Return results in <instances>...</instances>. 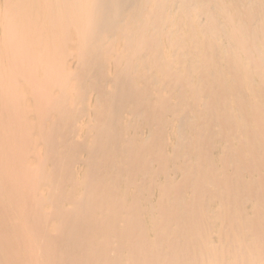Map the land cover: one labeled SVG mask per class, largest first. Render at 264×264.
<instances>
[{
  "label": "rangeland",
  "instance_id": "rangeland-1",
  "mask_svg": "<svg viewBox=\"0 0 264 264\" xmlns=\"http://www.w3.org/2000/svg\"><path fill=\"white\" fill-rule=\"evenodd\" d=\"M95 2V0L53 1L41 15V22L32 24L30 30L26 28L29 32L45 28V31L51 33L50 17L57 15L60 17L55 22L62 17L61 15H66L64 17L73 23L70 27L74 24L79 25L80 31L69 29L70 41L64 50L70 53L61 62L59 54L42 53L36 38L33 39L34 42L27 44V47L32 45L34 49L22 48L23 40L20 47L5 42V2L0 0L2 51L0 65L6 69L16 70L17 75L15 80L12 79L14 99L5 93L9 87V77L5 76L0 80V104L10 105V111L0 112V122L7 128L19 131L21 144L19 161L23 159L24 163L31 167H40L45 176L53 173L59 177L62 174L64 178L68 175L73 182L64 184L62 193L77 198H82L85 194V188L81 187V184L85 179L86 159L89 157L86 148L98 147L112 140L109 137L102 138L100 132L107 125L102 121L114 124L115 133L119 138L111 144V147L113 146L111 150L116 151L117 158L113 160L101 152L98 154L99 167L111 179L120 176L116 182L119 197L126 200L127 209L133 200L139 201L135 208L137 217L142 220L145 237L155 247L153 249L156 250V246H159L156 251L169 256L171 249L177 250L176 248L186 243L178 242V236L169 232V229L175 231L176 226L158 222L161 216L158 203L164 200L163 205L166 208L175 210L178 203L192 200L194 193L191 189L176 193L179 202L173 200L175 196H171V192L166 195V191L170 190V185L181 184L182 174L188 170L193 173L192 168L199 164L192 152L186 148L188 142L195 139L198 134H204L207 138L201 142L205 150L204 160L208 154L211 158L209 163L205 160V164H201L205 173H210V169L215 166L220 174L232 178L230 181L232 183H235L234 177L239 176L241 179L244 177L242 181L250 182L247 184L250 188L244 190L254 187L252 190L264 198V190L260 189L262 187L260 184L264 181V170L251 174L234 165L222 167L221 162L222 150L227 146V141L235 146L234 149L240 148L243 143L245 146L251 143L247 140L245 132L242 135L240 115L245 116L249 127H254V119L258 118V112L262 111L260 119L264 123V0H207L209 5L202 4V0H103L104 9L98 14L101 25L103 24V27L100 25L97 34L98 44L101 46L98 63L95 66L93 64L83 66L79 60L81 48L78 45V34L82 28L85 33L89 29L86 26L81 28L83 24L77 16L80 10L92 14L91 5L96 4ZM188 3L191 4L190 8L186 7ZM44 4V1H40L42 8ZM236 7L240 10L236 9V12H233ZM180 19L182 20L178 21ZM179 22L183 24L180 25ZM19 27L23 30L24 26L20 24ZM57 33L60 37L57 48L62 51V34L59 29ZM142 34L147 35L145 36L148 39L147 43L151 46L148 51V64L141 58L143 52H138L136 47ZM128 41L132 43V47L127 44ZM240 43L241 45L255 43V46L249 51L251 49L246 50L244 46L239 45ZM107 46L112 50L109 55L104 51ZM15 49L16 51L22 49L23 52H18L15 56L19 64L21 61L24 62L23 60H32L35 63L34 67L24 62L26 65H20L22 70H19L11 60ZM39 61L43 62V65L47 64L49 69L43 68L41 63L39 65ZM81 69L84 73H81ZM209 70L213 74H208ZM30 71H34V79L27 76ZM129 88H136L138 99L148 100L151 107L158 108L159 116H151L149 109H144L145 113L139 115L134 113L130 95L122 94V98L115 101L123 89ZM159 95L167 107L163 105L158 107ZM39 96L44 99L53 98L57 102L56 110L50 111L51 108L45 109L40 106ZM240 101L244 103L243 107L239 106ZM48 111L50 112L47 114ZM221 112L230 116V123H226V126L221 125ZM42 115L44 118L47 115L46 120ZM207 118H211L215 124L210 125ZM16 120L19 125L14 126L11 121ZM27 125L30 126V131L26 136L24 127ZM42 130L49 131L57 145L59 142H66V139L79 147L69 166L65 159L49 158L50 153L46 146L47 142L43 139ZM240 139H243V142L239 143ZM141 144L150 152L145 156L144 162L149 163V170H143L140 166L132 169L126 154L127 146L141 158L139 148ZM256 149L254 143L253 146L246 147L245 153L255 152ZM54 153H51L52 156ZM55 162L60 164L59 168L55 167ZM62 165L68 167L67 174L64 173L65 167ZM129 178H133L136 185L126 188V180ZM1 179L0 176V216L4 220L3 228L10 238H16V243L30 238V246L33 248L39 246L45 253L63 249V240L80 248L81 242H74L76 238L99 236L83 231L88 227L92 231H97L100 230L99 227H72L74 225L61 227L59 217L54 215V211L50 219L38 215L39 212L43 215L48 214L53 208L48 199L52 191L59 193L57 185L49 184L45 179L21 187ZM139 184L143 190H136L135 187ZM261 190L262 194L259 192ZM202 191L199 190L197 195L202 194ZM210 197L205 198V204L208 201L207 215L214 218L219 213L220 203L216 196ZM62 205L66 209L71 206L70 202L64 201ZM242 205L248 217L254 216V202ZM260 209L261 213H264V207ZM96 215L101 216L98 213ZM221 222L220 219L216 221L212 219L209 225L201 227L206 230L204 237L210 238L214 243L217 241L215 244L220 240L222 228L225 231L228 229V226ZM73 230L75 232H72ZM115 237L112 236L109 245L115 246L122 254L120 263L126 264L128 251H132V246L134 249L140 244L136 240L133 242L125 239L127 238L125 236H122L119 242ZM48 238L49 241L46 243L49 244V248L42 242ZM86 243L84 249H101L100 241ZM129 245L130 249L127 248ZM189 245L195 247L199 244L192 241ZM71 249L76 252V249ZM194 250L195 248H192L190 252ZM21 262H24V259H21Z\"/></svg>",
  "mask_w": 264,
  "mask_h": 264
},
{
  "label": "bare ground",
  "instance_id": "bare-ground-1",
  "mask_svg": "<svg viewBox=\"0 0 264 264\" xmlns=\"http://www.w3.org/2000/svg\"><path fill=\"white\" fill-rule=\"evenodd\" d=\"M40 1L45 2L43 8L40 6ZM53 1L59 0H4V30L6 31L4 38L5 42L11 46L16 45L20 47V43L23 40L22 48L34 49V46L31 45L30 47H27V44L36 38L39 44L36 42L35 43L39 45L40 51L42 53L52 54V52H54V54H59L60 61L63 62L65 57L70 53V51L67 52L64 50V47L70 41L69 29L73 28L76 31H80L79 25L74 24L72 27H70L73 23L72 21L68 20L67 17H64L66 15H61L62 17L55 22V20L60 17L57 15L50 17L49 26L52 27L50 28L52 31L51 33L45 31V28H39V30L35 32H29L30 26L32 24H38L41 22V15L46 12L49 5ZM95 1L96 4L91 5L92 14L83 13L80 10L78 11L77 16L80 17L82 21L83 25H81V28L86 26V28L89 29V31L85 33L82 31V28L81 32L78 34V45H80L81 48L79 60L83 66L89 64H93L95 66L97 65L99 59L98 53L101 46L98 44L97 34L101 25V20L100 15L98 14L104 9L103 3L105 1ZM205 3H207V0H202V4ZM208 3H210V1H208ZM187 5L186 7L190 8L189 5L191 4L188 3ZM225 8L228 7L225 6ZM236 9L239 8L236 7L232 11L234 12ZM52 11L54 10L52 9ZM188 19L187 21L189 22L191 19ZM181 20L182 19L178 21ZM182 22H179V24L182 25ZM20 24H23V30H21L19 27ZM27 27L29 30L26 29ZM101 27H103V24ZM58 29L62 34V51L57 48V44L60 39L57 33ZM91 29L93 30L90 31ZM126 35H129V31ZM142 35L143 36L139 38L140 40L138 41L136 47H138V52H143L141 58H144V61L148 64V51H150L151 46L147 43L148 39L145 37L147 35ZM180 41L182 40L180 39ZM127 44H129L131 47L133 46L129 41ZM239 45L242 47L244 46L243 48L246 50L251 49L249 51H252L255 43H246V45H241L240 43ZM104 51L105 54L108 55L112 52L111 48L108 46L104 49ZM0 52H2L1 46ZM18 52L23 53L22 49L18 51L15 49L11 60L15 65H17L19 70H22L20 65H26L24 62H27L28 66L33 65L34 67L35 63L32 60H23L24 62L21 61L19 64L15 57ZM41 52H39V55H41ZM248 53L250 54V52H247V54ZM40 63L41 61H39V65ZM41 64L43 68L49 69L47 64L43 65V62ZM81 73H84L83 69H81ZM208 74H213V72L209 70ZM5 76L9 77V87L5 93H7L10 98L14 99L15 89L13 87V80H15L17 77L16 70L6 69L0 65V80H3ZM27 76L30 77V79H34V71H30V74ZM27 76H25V78H27ZM135 91H137L136 88H129L128 90L123 89L122 93L118 98L115 99V101L117 99H121L122 94L130 95V102L133 104L132 111L134 113L139 115L145 113L144 109H149L151 116H159L158 108L151 107L152 105L148 100L138 99L136 97ZM38 102L40 106L45 109L51 108L50 111L56 110L57 102L53 98L44 99V97L39 96ZM157 103L158 107H161L162 105L167 107L165 104L166 102L160 95L157 97ZM112 105H110V107ZM141 105H143V107H141ZM239 106L243 107L244 103L240 101ZM9 109L10 105L5 106V104H0V112L3 110L8 112L10 111ZM50 111H48L47 114ZM261 112L262 111H259V117L254 119V127H249L245 116L243 114L240 115L242 120L241 127L243 129L242 135H244L245 132L248 136L247 140L251 141V143L247 144L246 146L245 143H243L240 148L234 149L235 146L227 141V146L222 150V167L234 165V167H237L243 171L247 170L246 172H250L251 174L259 172L260 170H264V123H262L260 119L263 114ZM60 114H62V110ZM61 116L63 117V115H60V117ZM42 117L44 120H46L47 115L45 118L44 115H42ZM206 120L210 125L215 124L211 118H207ZM220 122L222 126H226V123H230V116L224 112H221ZM11 123L14 126L19 125L17 120L15 122L11 121ZM102 123H107V125L102 129V131L100 130L101 137H109L112 138V140L104 145H99L98 147H85L89 156L88 159H86L87 171L85 173V179L81 184V187L85 188V194L84 197L82 196V198H77L75 196L73 197L71 195H64L62 193V187L64 184L73 182L71 178H68V175H65L64 178L62 174H60V178L59 175L56 176L53 173L51 175L48 174V176H45L40 167H31L30 165L25 164L23 159L19 161L18 154L19 150H21L20 136L18 135L19 131L13 128H7V126L4 124L1 125L0 122L1 180H7L12 183V185H20L21 187H25L32 182H38L40 180L45 181L46 179L49 184L53 183L54 185L58 186L59 193L56 191H52L53 193L51 192V196L48 199L53 206L51 211L48 214L45 213L44 215L39 212L38 215L42 216L43 218L47 217L50 219V215L54 211V215L59 217L58 219L61 227L63 225H74L72 227L77 226L79 228L84 226H94L100 228V230L97 231H92L89 227L83 230L85 233L98 234L99 236L89 235V237L83 236L81 238H76L74 242H81L80 248L77 245L72 246L70 245L71 242L69 243L63 240L62 242L64 244H62V246L64 248L66 247L65 249L63 248L53 251L50 250V252L45 251V253H43L39 246L36 248L30 246V238L29 240H24L23 242L21 241V243H16V238H10L6 229L3 228L4 220L0 216V264H122L120 263L121 261H119L122 254L117 251L115 246L109 245V243L112 241V236H116V241H119L122 236H125L127 237L125 239H129L133 242L136 240L140 244L139 247L134 248L135 250L133 249V246L131 247L129 245V247H127L129 249L131 247L132 251H128V259L126 258L128 262L126 264H264V213H261L260 209V207H264V198L262 195H259L258 192H255V190H252L254 187H251L250 190H244V188H250V185H247L250 182L246 183L244 180L242 181L244 177L242 179L239 176L238 178L234 177L235 183H232L230 182L232 181V178H228L226 174H220L218 171H216L215 166L210 169V173H205L203 171L201 164H205V160L208 161V163L211 161L209 154L204 160L205 150H203L201 145V142L207 139L204 134H198L196 138L191 139L186 146V148L192 152L193 156L196 157L197 161H199V164L192 168L193 173H190L188 170L186 173L182 174L183 178L181 184L178 183V185H170V190L166 191V195L171 192V196H175L173 200H177L176 193H180V191L184 189H191L194 193L192 200H185V202L183 201L182 203H178L175 210L172 208H166V206L163 205L165 202L164 200L158 203V205H160L159 210L161 214L158 222L164 225H167L168 223V226H176L174 227L175 231L169 229V232L178 236V242L181 243V241H184L186 244H182V247L180 245V247L176 248L177 250L171 249L168 254L169 256H165V254H160L159 251H156L159 248V246H156V243V250L153 249L155 247L152 246L148 242L149 239L145 237V230L141 224L142 220L140 217H137V208L135 207L139 204V201L133 200L130 208L127 209V202L126 200L119 197L117 189L116 182L120 176L117 175L111 179V177L99 167V153L102 152L105 156H109L113 160L117 158L116 151L111 150L113 147H111V144L115 141H118L117 139L119 138V135L115 133L116 126L114 124L105 121H102ZM61 124L63 123L61 122ZM233 125L237 126V124ZM61 127L63 128V126ZM24 131L26 132L27 136L28 132L30 131V126L27 125L24 127ZM57 131H59V129ZM42 132L44 133L43 139L46 140V146L48 147L50 153L49 158L56 159V157H58L59 159H65L64 161H66L69 166V163L71 164L73 162L72 160L76 156L74 154L76 149L78 148L79 150V147L73 143H69L66 139V142H59L60 144L57 145L55 138L51 136L49 131L42 130ZM54 133L52 134L54 135ZM241 142H243V139L239 143ZM254 143L257 148L256 151L252 153H245L246 147L249 148L253 146ZM139 148L140 155H142L141 158H138L135 151L129 150L126 146V154H128L129 163L132 166V169H134L133 167L135 166H140L143 170H149V163L144 164V162L145 156L149 155L150 152L143 144L139 145ZM52 152H55L53 156L51 154ZM54 164L55 167H60L58 162H55ZM62 166L65 167V172H63L67 174L69 172L67 169L68 167L66 168V165ZM119 171H121L120 168ZM235 172L236 171H234V173ZM208 183H210L209 186H207ZM135 185L136 182L133 178L126 180V188H131ZM260 186H262L260 189L262 188L264 190V181H262ZM135 188L136 190L142 189L140 184ZM199 190L203 191L202 194L198 196L197 192ZM259 192L261 194L263 193L262 190ZM210 195L216 196L220 203L219 213L216 214L214 218L207 215L208 201L205 204V198L209 199ZM168 198L170 199V196ZM63 201L64 203L70 202L71 206L68 209L63 208ZM145 201L148 202V200ZM177 201L179 202V199ZM247 202L255 203V209L253 210L254 216L252 217H248V215H246L247 213L245 214V208L243 209L244 206L242 204H246ZM26 203L27 202H25V205ZM97 213L101 216L96 215ZM212 219L213 221L220 219L222 220L221 223L223 225L228 226V229L224 228L226 231L222 228L218 244H215L217 241L214 243L210 238L204 237L206 230L205 228H201L204 225H209L210 220ZM137 226L139 228H137ZM77 227L75 229H77ZM188 228L189 230H187ZM74 230L72 232H75ZM49 235L51 234L49 233ZM53 236L55 235L53 234ZM48 241L49 238L46 241L42 240V242L47 245V248H49V244L46 243ZM88 241H100L101 249H84L87 245L86 242ZM192 241L195 242V244L198 243L199 245H196L195 247L189 245L192 243ZM71 248L76 249V252L71 251L73 250ZM192 248H195L194 252H190ZM20 258L24 259V262H21Z\"/></svg>",
  "mask_w": 264,
  "mask_h": 264
}]
</instances>
